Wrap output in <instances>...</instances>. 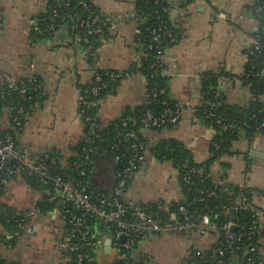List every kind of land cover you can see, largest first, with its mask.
Listing matches in <instances>:
<instances>
[{
  "label": "crops",
  "instance_id": "obj_1",
  "mask_svg": "<svg viewBox=\"0 0 264 264\" xmlns=\"http://www.w3.org/2000/svg\"><path fill=\"white\" fill-rule=\"evenodd\" d=\"M92 1L99 13L110 17L114 24L108 30L110 40L97 51L99 69L128 74L101 102L99 122L107 128L145 105L149 82L137 69L144 53L137 42L141 25L137 15L139 0ZM259 1L198 0L188 5L187 0H170L169 22L178 33L179 41L164 54L163 79L170 99L180 106L183 115L180 123L171 129L143 132L149 161L138 171L125 194L134 204L170 206L185 200L174 162L153 158L158 147L170 143L181 145L184 155L198 164L213 158L212 144L218 133L198 115L206 74L221 76L220 90L230 105L242 110L250 107L253 93L242 78L245 52L262 28L251 10ZM50 2L0 0L4 20L0 31V79L11 75L19 80L33 74L45 86L44 101L29 116L24 130L17 134L18 147L33 155L56 151L71 158L78 154L77 147L86 138L79 104L84 87L92 82L96 71L85 48L67 27L54 36L39 39L36 44L30 41L33 27L48 11ZM9 117L8 111L0 113V131L9 129ZM253 151L261 155H252ZM255 163L262 169L256 166L254 171ZM117 169L115 155L95 156L90 184L113 193ZM212 172L217 183L264 191V134L250 137L246 131L240 132L229 154L215 162ZM257 174H262V178ZM51 195V190L33 186L23 176L0 185V207H8L20 215L34 211V216L29 218L30 225L25 228L27 235H21L12 247L8 245V231L0 225V259L7 258L17 264L68 263L66 255L58 250L59 244L68 240L67 225L60 202L55 205L49 202ZM213 243L210 236L189 238L166 234L142 243L139 252L149 256L150 264H187L194 248L207 250ZM261 251L264 256V240Z\"/></svg>",
  "mask_w": 264,
  "mask_h": 264
},
{
  "label": "built area",
  "instance_id": "obj_2",
  "mask_svg": "<svg viewBox=\"0 0 264 264\" xmlns=\"http://www.w3.org/2000/svg\"><path fill=\"white\" fill-rule=\"evenodd\" d=\"M150 1L153 2V15L160 16L169 11L168 6L162 5L163 1ZM48 9H50V14L43 15L40 19L43 24L40 26L39 21L33 27L30 41L36 44L40 37L54 36L60 29L67 27L78 42L83 45L86 54L89 57L94 56L92 68L96 72L92 82L84 90L79 104V116L88 126L89 135L85 138L82 155L78 152L71 158H65L54 152L33 155L27 149H20L17 145V134L24 130L29 116L44 101L45 86L37 75L32 74L19 80L11 75H5L0 79V96L15 94L21 103H8L3 110L8 111L10 117L9 129L0 131L1 185H7L14 178L25 174L29 178L36 179L39 185L52 191L49 202L53 205L60 202L63 218L71 227L70 239L60 243L58 250L62 254L73 255L74 264H150L149 256L145 252H139L140 245L155 236L166 234H182L189 238L210 236L214 239L213 245L207 250L194 248L192 258L187 264L196 258H202V253H211L210 259L205 264H227L222 259L227 251L226 244L243 241L245 245L243 248L249 254L245 264H264V256L261 251V242L264 240V191L261 189L243 186L239 187L240 191H233L230 184L217 183L220 186L228 187L225 189V193L229 197V203L221 207V212H218V215H213L215 210L209 211L206 205L209 200L219 196L217 190L207 186L194 191L198 179L208 180L206 167L191 165L188 161L181 160L177 170L179 173L180 171L184 173L182 177L180 173V179L182 186L186 185L187 187H184L183 190L184 201L188 204L181 205L178 210L174 211L172 210L174 204L163 206L162 213L152 210L151 206L136 205L126 197L125 192L129 183L149 161L139 126H142L143 130L153 131L175 127L182 119V110L177 103L172 106L167 100L161 99L166 95V89L149 88L148 97L152 101V106L161 105L163 107L161 113L157 114L151 106L144 108L136 116L122 118L119 123L114 124L112 131L108 133V136H112L111 147L104 149L95 145L91 135H95L94 131L99 121V110L104 99V91L110 89L111 85H118L128 77V74L115 70L99 72V59L96 54L100 46L110 40L104 31L112 28L113 21L110 17L99 14L98 7L92 0H56L55 6H52L50 2ZM222 16L227 18L226 15ZM3 27L4 20L0 14V31ZM140 27L141 25L138 35ZM150 32L153 35L154 45L151 44L147 47L149 50L155 47L162 50L163 37L173 42L176 40L175 33L163 32L162 25L159 26V29H151ZM94 36H99V47H93L91 38ZM253 45L259 48V39H254ZM158 52L159 58L150 66V70H158L162 67L160 60L162 51ZM222 83L223 79L219 78L214 89L217 102L206 101L204 103V118L211 119L220 133L229 131L227 113L219 112L217 107L220 106L218 100L223 98L220 90ZM34 98L35 104L26 110L22 103ZM94 111L95 115L92 113ZM244 126L239 128L241 132L245 131L242 130ZM263 131L264 123L257 127L258 133H263ZM223 147L224 140L216 138L212 144V157L221 160L223 156L220 152ZM104 154H114L118 160V169L115 173L116 188L110 195L96 189L85 188L83 187L84 182L80 180L89 176L94 157ZM153 156L155 159H160L156 154ZM60 164L69 168L77 175V178H74L72 174L66 175L60 172L57 168ZM190 196L191 201L189 200ZM199 204L205 205L201 212L198 208ZM233 213L235 217L243 214L246 219L250 220V223L242 225L236 222L231 218ZM20 216L24 217L23 222H25L34 216V211ZM224 216L227 219L225 222H217ZM14 218L15 216H13ZM214 219L217 221L215 222ZM93 221L97 222V228L89 226ZM22 228L25 229L27 226H22ZM234 228H236L235 231ZM106 232L111 233L112 236L104 241L102 233ZM21 235L19 232L13 234L8 232V245L12 247L14 242L21 238ZM123 239L124 241H122ZM109 240L112 243V252L105 253L103 251ZM236 251H241V248L237 247ZM111 257H113L112 261ZM239 260L238 257L235 262L238 264Z\"/></svg>",
  "mask_w": 264,
  "mask_h": 264
},
{
  "label": "trees",
  "instance_id": "obj_3",
  "mask_svg": "<svg viewBox=\"0 0 264 264\" xmlns=\"http://www.w3.org/2000/svg\"><path fill=\"white\" fill-rule=\"evenodd\" d=\"M163 1L162 5H166L169 8V11L167 13H162L160 16H156L152 14V8H153V2L150 0H139L138 5H137V15L140 18L141 21V27H140V34L137 36V42L139 45L143 48L144 53L142 57V61L140 62L139 66H137V69L139 72L145 75L149 82V88H164L167 90V93L164 97H161V99L167 100L172 106L173 104H176L173 102L168 93V89L166 84L164 83L163 79V71L165 68V64L163 61L164 54L166 50L169 47H172L174 44H176L179 41V36L176 30L171 26L169 22V17H170V12H171V5H170V0H161ZM195 1L198 0H187V4H191ZM209 1V0H206ZM52 6H55L56 0L51 1ZM252 12L254 15L257 17V19L260 21L262 28L255 34L254 39H259V48H256L253 44L252 46L246 50L245 55H246V63H245V71H244V76H243V82L245 85H247L252 93H253V100L249 108L247 110H242L236 106L230 105L227 98L225 95L223 96L222 99L218 100V103H220V106H217L219 108V112L224 111L227 113V125L229 127L228 132H223L220 133L219 129L215 125V123L211 119H205L204 118V110H205V105L204 103L206 101H216L215 96H214V89L217 86V81L219 78H221L220 75L217 74H206L203 78L202 81V89H203V103L201 108L198 111L199 118L203 119L207 123L211 124L217 131V140L218 139H223L224 140V147L222 152L220 154L222 156L228 155L230 152V149L232 148L233 142H235L241 130L239 128L241 126H244V124H247V126H244L242 130H245L247 134H249L250 137L254 136L257 134V127L258 125H261L264 123V102H263V97H264V0H260L259 3L255 4L252 6ZM99 12V11H98ZM69 14V12H67ZM50 14V9L44 14V16H48ZM100 14V13H99ZM160 17V18H159ZM43 24L42 21L39 22V25L41 26ZM162 25V30L163 32H173L176 35V40L173 42L170 39L163 37V48L162 50L159 48H154L152 50H149L147 47H149L151 44L154 45V39L153 35L151 34L150 30L151 29H159V26ZM108 29H105L104 33L106 34L107 37H109ZM44 37H40L39 39H43ZM92 43L94 44L93 47H99V36H94L91 38ZM158 51H162V54L160 55L161 57V63L162 67L158 70H150V66L158 60L159 55ZM91 60L94 58V56H90ZM100 73H104L105 71L100 70ZM126 74V73H125ZM41 79V78H40ZM117 85H111L110 89L104 91V98L105 96L110 93ZM87 86L84 87L86 89ZM36 100L35 98L32 100H29L27 102H23L22 105L26 110H29L31 105L35 104ZM8 103H15V104H20L21 102L17 100V96L15 94H11L10 96L2 95L0 96V113L4 110L5 106ZM152 106V101L147 97L145 105H143L141 108L130 111L126 115L122 116L121 118L117 119L115 122H113L109 127L103 128L98 121L96 127H95V135L92 134V141L95 145L101 146L104 149H109L112 145V136H108V133L112 131L114 124L119 123L122 118H127L130 116H136L139 113L142 112L144 108H150ZM157 114H160L161 111L163 110V107L161 105L158 106H152ZM94 115L96 112H92ZM256 117V118H255ZM85 136L87 137L89 135V128L87 125H85ZM173 128V127H171ZM169 128V129H171ZM162 130H167V129H162ZM162 130H155V131H162ZM146 130H143L142 126H139V132L141 134L142 141L146 145L145 139L143 137V132ZM264 133V131H263ZM85 139L81 142V144L77 147L78 152L82 155V148L85 146ZM147 149V145H146ZM155 150V149H154ZM155 154L157 157H159L161 160H168L174 162V165L176 168H178V163L181 160L188 161L191 165L195 166H205L206 170L208 172V180H202L198 179L197 185L194 189L196 191L198 188H204V187H211L215 190H217L219 196L216 198H212L211 200L208 201L206 207L207 209L210 210H215V213L213 215H218V212H221L220 209L224 205H227L229 203V200L225 193V189L228 187L220 186L217 184V182L214 181L213 177V172H212V167L217 162V158L213 157L210 161H208L205 164H198L196 163L191 157L184 155V149L182 148L181 145H177L174 143H170L167 145H163L162 147H158L155 151ZM54 153H58L54 151ZM108 155V154H107ZM114 155V154H110ZM93 166V165H92ZM59 168L60 172L65 173L66 175L72 174L74 178H77V175L73 173L72 171L69 170V168L64 167V165L60 164L57 166ZM92 168L89 171V176L83 179H80L81 181L84 182L83 187L88 188V189H96L90 184V175H91ZM181 177L184 175L182 171H180ZM31 185L33 186H41L38 184L37 180L34 178H29L25 174L22 175ZM132 183V181L129 183V185ZM1 185V183H0ZM128 185V187H129ZM80 186V184H78ZM44 188L43 186H41ZM127 187V189H128ZM183 188H187L186 185L182 186ZM97 191L104 193L106 195H110L105 191H102L100 189H96ZM231 190L233 191H240L241 189L235 185H231ZM127 191V190H126ZM126 193V192H125ZM124 193V194H125ZM191 196L193 194H190ZM191 196H190V201H191ZM123 199V198H122ZM185 201H181L178 204H174L172 206V210H178V208L181 205H186ZM143 207L151 206L152 210L155 211H161L163 205L161 204H147V205H140ZM198 208L200 212L205 208V205H198ZM163 213V211H161ZM13 216L15 218L13 219ZM215 217V216H214ZM213 217V218H214ZM22 216L18 212H16L13 209H9L8 207H0V225L4 227L9 233L13 234L15 232H19L22 235L25 233V229L22 228V226H28L30 225L29 219L23 222ZM232 218V216H231ZM10 221L8 222V220ZM228 219H230L228 217ZM227 220L224 217H221L218 221L214 219L216 222L223 223ZM234 220L238 223H241L244 225L245 223H250V220L246 219L243 214H240L234 218ZM66 221V228L68 231V239H70V233H71V227L67 224ZM97 222L93 221L89 224V226H94L97 228ZM112 235L109 232L102 233V239L105 241L107 238H110ZM259 240V239H257ZM256 240V241H257ZM68 241V240H67ZM16 242V241H15ZM14 242V243H15ZM244 241L243 242H233L230 244H226L227 251L225 255L222 257V259L227 263V264H237L235 262V259L239 257V262L238 264H245L246 259L248 258L249 254L248 252H245V249L243 248ZM240 247L241 251H236V248ZM66 258L68 260L67 264H74V256L71 254H65ZM211 253H202V258H196L195 260H192L190 264H205L208 262L210 259ZM0 264H17L14 261L7 260L5 258L0 259Z\"/></svg>",
  "mask_w": 264,
  "mask_h": 264
},
{
  "label": "water",
  "instance_id": "obj_4",
  "mask_svg": "<svg viewBox=\"0 0 264 264\" xmlns=\"http://www.w3.org/2000/svg\"><path fill=\"white\" fill-rule=\"evenodd\" d=\"M62 35H64V34H61V36ZM252 155H261L260 153H258V152H256V151H253L252 152ZM235 218V215H234V213L232 214V219H234ZM236 230V228H234V231ZM122 241H124V239L122 240ZM111 245H112V243H111V241L109 240V241H107V243H106V246H105V249H104V251H105V253H110V252H112V247H111Z\"/></svg>",
  "mask_w": 264,
  "mask_h": 264
},
{
  "label": "rangeland",
  "instance_id": "obj_5",
  "mask_svg": "<svg viewBox=\"0 0 264 264\" xmlns=\"http://www.w3.org/2000/svg\"><path fill=\"white\" fill-rule=\"evenodd\" d=\"M256 160V159H255ZM256 166L258 167V168H261L262 169V167H261V165L260 164H258V165H256V163L254 164V171H256ZM260 171V170H259ZM263 171V170H262ZM256 173V172H255ZM250 175H252V171H251V174ZM257 176H259V177H261L262 178V174H257ZM254 180H257V178H253ZM24 235H27V232L24 234ZM103 259V258H102ZM105 259L107 260V257L105 256ZM104 259V260H105ZM112 259H113V257H111V261H112ZM103 261V260H102ZM101 262V261H100ZM101 264H103V263H101Z\"/></svg>",
  "mask_w": 264,
  "mask_h": 264
}]
</instances>
